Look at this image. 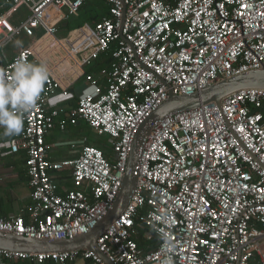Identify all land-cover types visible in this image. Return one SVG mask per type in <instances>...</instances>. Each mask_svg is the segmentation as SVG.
I'll return each instance as SVG.
<instances>
[{"label": "built area", "instance_id": "built-area-1", "mask_svg": "<svg viewBox=\"0 0 264 264\" xmlns=\"http://www.w3.org/2000/svg\"><path fill=\"white\" fill-rule=\"evenodd\" d=\"M88 0H0V74L19 57L43 63L49 79L21 134L0 143L23 150L29 219L0 216V231L36 239L86 234L112 208L138 127L168 98L264 65V0H105L109 13L59 35L58 24ZM27 15L16 25L11 18ZM25 28L41 31L13 57L6 48ZM110 53L94 77L84 66ZM84 79L77 90L78 82ZM77 85V86H76ZM76 100L75 106L63 105ZM264 89L175 111L154 122L140 149L126 208L97 238L112 264H161L164 232L174 264H264ZM83 120L106 135L110 159L83 138L77 155L50 160L46 135ZM78 187L61 195L53 172ZM144 240L139 246L137 238ZM0 260L109 264L90 250L26 253Z\"/></svg>", "mask_w": 264, "mask_h": 264}, {"label": "water", "instance_id": "water-1", "mask_svg": "<svg viewBox=\"0 0 264 264\" xmlns=\"http://www.w3.org/2000/svg\"><path fill=\"white\" fill-rule=\"evenodd\" d=\"M264 89V65L257 69L248 70L229 78L221 79L212 85L189 95H175L169 92V98L138 127L131 145L126 173L119 193L112 208L92 229L86 234L66 239H36L23 235L0 231V249L13 252L43 253L63 252L72 250H90L98 254L104 261L107 257L99 252L97 238L126 208L136 184V165L140 149L149 135L155 121L165 115L175 112L195 109L202 104L214 102L221 105L224 97L242 89Z\"/></svg>", "mask_w": 264, "mask_h": 264}, {"label": "crops", "instance_id": "crops-1", "mask_svg": "<svg viewBox=\"0 0 264 264\" xmlns=\"http://www.w3.org/2000/svg\"><path fill=\"white\" fill-rule=\"evenodd\" d=\"M19 11L11 18V21L15 24ZM27 15V13H26ZM25 15V17H26ZM36 40V39H35ZM33 42V41H31ZM20 47V46H19ZM18 47V48H19ZM17 48V49H18ZM11 45H8L6 48L7 55L13 57L17 51ZM77 86V85H76ZM78 91V89L76 90ZM80 91V90H79ZM79 93V92H78ZM74 102V104L72 103ZM63 105L70 107L76 105V100H68ZM83 120H78L75 125H68L67 128L63 131L53 128L46 135V143L50 145L48 150V158L54 161H60L64 159H70L77 155V146H71L72 141H77L83 138H86V135L82 132L86 128L83 126ZM77 127L79 133L76 132ZM55 131L61 132L63 134L70 133L75 134L77 137L75 140H58L57 136L54 134ZM3 130L0 129V143L3 141L10 140L15 138L5 137L2 135ZM82 132V133H81ZM83 134V135H81ZM68 144L69 149L66 151H52L54 148H60ZM26 154L23 150L18 151L17 153H11L8 148L0 149V216L3 217H13L17 215H23L25 220L29 219V206L31 205L30 199V186L28 182V176L26 172L25 165ZM53 177L59 185V193H65L67 189L78 187L71 179L69 170H64L60 172H53ZM83 260H77L73 263L66 264H83ZM0 264H31L26 260H16V261H7L0 260ZM43 264H55L52 262H45Z\"/></svg>", "mask_w": 264, "mask_h": 264}, {"label": "clouds", "instance_id": "clouds-1", "mask_svg": "<svg viewBox=\"0 0 264 264\" xmlns=\"http://www.w3.org/2000/svg\"><path fill=\"white\" fill-rule=\"evenodd\" d=\"M20 41H16L20 45ZM49 70L43 63H33L24 57L12 64L10 74H0V129L2 135L12 137L21 134L25 114L38 105ZM162 241L161 264H174L172 252L175 244L164 232H159Z\"/></svg>", "mask_w": 264, "mask_h": 264}, {"label": "trees", "instance_id": "trees-1", "mask_svg": "<svg viewBox=\"0 0 264 264\" xmlns=\"http://www.w3.org/2000/svg\"><path fill=\"white\" fill-rule=\"evenodd\" d=\"M108 13L109 9L107 4L105 3V0H88L80 8L78 16L69 17L65 20L60 21V23L58 24V33L59 35H65L69 30L76 28L85 22L91 23L93 21H98L102 17L107 16ZM111 61L112 58L110 53H100V55H98L95 59L84 66V75H92L94 77L101 75V73L109 68ZM83 81L84 79H81L78 82V86L80 84L82 85ZM72 103L74 104V102ZM83 124V126L88 131V135L86 136L87 143L101 149L104 156L110 159L111 154L107 136L97 134V132L92 130L86 122H84ZM60 194L64 195V193L62 192H60ZM140 234V237H138L136 240L139 246L144 247L142 232H140ZM27 262L34 264L30 261ZM249 264H258L257 259H252Z\"/></svg>", "mask_w": 264, "mask_h": 264}, {"label": "rangeland", "instance_id": "rangeland-1", "mask_svg": "<svg viewBox=\"0 0 264 264\" xmlns=\"http://www.w3.org/2000/svg\"><path fill=\"white\" fill-rule=\"evenodd\" d=\"M26 9L25 8H22L19 13H18V16L19 18L16 19V22L15 24L18 25L20 24L22 21H23V18L25 17L26 15ZM41 31L39 30H35V29H29V28H25L21 31L20 34H18L15 38V41H13L10 45L12 47H14L15 49H17L19 46H26V45H29L31 43V41H34L35 39H37L40 35H41ZM16 41H20V45H17L16 44ZM81 84L78 86V92H79V88H80ZM76 128V132L79 133V130L77 127H74ZM86 136L88 135V131L85 129L84 131H82ZM81 132V133H82ZM73 131H71L70 133H66V134H63L61 132H58V131H55L54 134L57 136L58 140H75L76 139V135L75 134H72ZM83 135V134H81ZM67 149H69V145L66 144L64 145L63 147H60V148H57V149H53L52 151H57V150H60V151H66Z\"/></svg>", "mask_w": 264, "mask_h": 264}]
</instances>
